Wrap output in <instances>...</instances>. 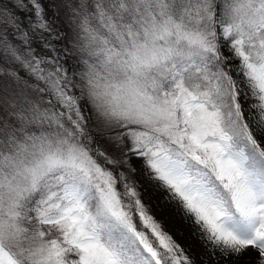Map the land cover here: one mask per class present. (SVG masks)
Here are the masks:
<instances>
[{"label": "snow or ice", "instance_id": "6c2138e0", "mask_svg": "<svg viewBox=\"0 0 264 264\" xmlns=\"http://www.w3.org/2000/svg\"><path fill=\"white\" fill-rule=\"evenodd\" d=\"M0 264H264V0H0Z\"/></svg>", "mask_w": 264, "mask_h": 264}, {"label": "rangeland", "instance_id": "374dc122", "mask_svg": "<svg viewBox=\"0 0 264 264\" xmlns=\"http://www.w3.org/2000/svg\"><path fill=\"white\" fill-rule=\"evenodd\" d=\"M145 202H159V197L158 196H153L151 197V200L148 198V194H145ZM155 203L153 205V210L154 213L157 216V219H161L165 222V227L168 231H170L174 238L177 240V242L182 245L187 253L190 256H199L203 252V247L197 241L191 234L190 229L187 227L183 226L179 220V218L172 219L170 217L169 211L165 210L164 212H160L155 208ZM177 228L181 230L182 234H177Z\"/></svg>", "mask_w": 264, "mask_h": 264}]
</instances>
